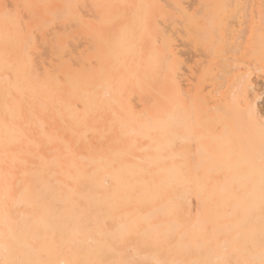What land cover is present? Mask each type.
<instances>
[{
  "label": "bare ground",
  "instance_id": "bare-ground-1",
  "mask_svg": "<svg viewBox=\"0 0 264 264\" xmlns=\"http://www.w3.org/2000/svg\"><path fill=\"white\" fill-rule=\"evenodd\" d=\"M185 3L0 0V264H264L250 72L206 91L250 1ZM259 4L242 54L264 70Z\"/></svg>",
  "mask_w": 264,
  "mask_h": 264
},
{
  "label": "rangeland",
  "instance_id": "rangeland-1",
  "mask_svg": "<svg viewBox=\"0 0 264 264\" xmlns=\"http://www.w3.org/2000/svg\"><path fill=\"white\" fill-rule=\"evenodd\" d=\"M249 1H250V4H249V7H248L249 8L248 10H250V11H248V14L246 16H250L249 18L252 17L253 18V22L251 23L248 20V17L246 19H243L240 24L237 23L236 21L232 22L233 23V28L236 31L235 35L238 36V37H236V40L238 38V40H237L238 43L237 42L236 43L240 47L238 49V54H236L234 58L237 60V63H240V64H237L235 66L236 68L233 66V67L230 68V70L229 69L226 70L227 72H231L232 73V75H231V73H229L230 76H229L228 73L224 74L226 71L224 72L222 68H218L219 71L218 70L215 71L214 79H216V80H214V79L211 80V83H209L210 85L208 84L207 87H206V91L210 92V94L212 96H214L216 99H224L225 96H228L231 92H234V93L238 92L237 88L234 87L233 84H231V83H233L234 80H237L240 75H243V74H246L247 72H250V77H249L250 84H249V87H247L248 89L247 88L245 89V95L246 96L244 95L243 97H244V100H246L247 102L251 103L252 105H255V108H256L257 112L259 113V116L262 119H264V70H260L258 67H255V65L253 66V64H251V62H250V64L249 63L247 64L245 62L246 60L243 59L244 56L242 54L243 51H244L243 48L246 46V42H247L248 38L251 36L250 32L255 31V29H256L257 21H258V17H257L258 16V12L257 11H259V9H260V7H259L260 4L259 3H261V0H249ZM185 2H186L185 6L187 8H190V9H191V7H192V9L195 8L196 0H185ZM252 26H254V28ZM166 29L167 30L169 29L168 25H166ZM244 31L246 32V34L244 33ZM240 32H243V33H240ZM181 45H183L182 41L181 40H179V41L177 40L176 41V48L178 47L177 51L179 53H181L180 55L183 58V60L184 61L186 60L185 61L186 62V66H185V70H184V74H185L186 77L184 76L182 78L181 82H182V85L185 87V89L188 90L189 87H190L191 79H192V76H191L192 74L189 72L188 68L189 67H191V68L194 67V61L197 60V58H196V55L194 54V52L189 50L187 47H184V45L183 46H181ZM188 50L191 51V53L187 52ZM183 54H184V56H183ZM193 54H194V56H193ZM190 62H192V63H190ZM242 62H244L245 64L244 63L242 64ZM242 66H243L244 70L242 69ZM234 69H235V71H234ZM220 74L221 75L223 74V76L221 77ZM224 75H228V76L224 77ZM234 82H236V81H234ZM225 84H226V86H224ZM217 94H218V96L220 95V97H218ZM243 97L241 98L242 101H244ZM248 98H249V100H248ZM193 208L195 209V203L193 204Z\"/></svg>",
  "mask_w": 264,
  "mask_h": 264
}]
</instances>
